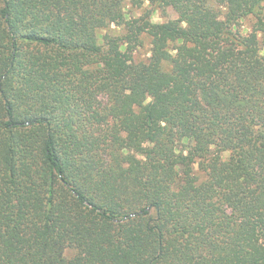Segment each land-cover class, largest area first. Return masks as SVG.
<instances>
[{
	"label": "trees",
	"instance_id": "16d2710c",
	"mask_svg": "<svg viewBox=\"0 0 264 264\" xmlns=\"http://www.w3.org/2000/svg\"><path fill=\"white\" fill-rule=\"evenodd\" d=\"M127 1L0 0V264H264V0Z\"/></svg>",
	"mask_w": 264,
	"mask_h": 264
},
{
	"label": "rangeland",
	"instance_id": "374dc122",
	"mask_svg": "<svg viewBox=\"0 0 264 264\" xmlns=\"http://www.w3.org/2000/svg\"><path fill=\"white\" fill-rule=\"evenodd\" d=\"M141 7V8H140ZM126 11L130 16H139L140 10L147 9L148 11H151V19L154 23L159 22H165V21H172L177 19V14L174 12V10L171 7H163V8H156L151 5L149 0H128L126 2ZM252 20H244L240 22V30L245 33L247 31V28L251 27ZM112 29H115L112 27ZM110 34H116L115 30ZM261 44L263 43L262 37L260 38ZM264 51V48H263ZM264 53V52H263ZM149 56V47L148 45H145L142 49L139 50L138 54L136 55L138 60H144L146 57ZM75 254V251L71 249H67L65 251V256L67 258L72 257Z\"/></svg>",
	"mask_w": 264,
	"mask_h": 264
}]
</instances>
